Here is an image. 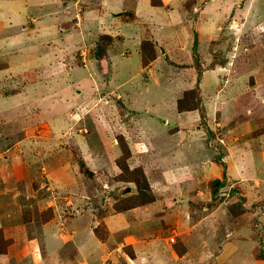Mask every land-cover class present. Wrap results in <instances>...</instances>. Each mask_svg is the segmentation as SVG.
Masks as SVG:
<instances>
[{
  "label": "crops",
  "instance_id": "crops-1",
  "mask_svg": "<svg viewBox=\"0 0 264 264\" xmlns=\"http://www.w3.org/2000/svg\"><path fill=\"white\" fill-rule=\"evenodd\" d=\"M4 1L6 0H0V53L5 51L16 56H13V61L7 65H2L0 72L10 71L14 67L11 64H18L20 71L5 80L10 87L5 90L0 89V98L2 95L8 96L18 92L27 93L28 86L32 85L38 89L40 86L38 79H28V70L37 61L38 66L34 68L39 70L43 77L47 75L48 70L52 68L55 70L56 62L50 65L49 61L46 62L44 59L48 53H52L54 47L55 49L59 47L58 42L62 47L61 39L63 35L68 34V28L72 26L77 33L87 30L86 33L92 34L97 30L100 36L96 45L103 35L112 38L104 45V64L108 68L107 74L102 73L98 60L93 56L94 63L103 76L105 87L124 88L122 95L119 94V98L115 99L114 105H104L109 115L113 112L111 109L115 108L125 109L126 112L132 111L134 119L143 126L145 132L151 134L142 119L150 116L147 115L149 110H157L155 98L157 102L160 98L170 99L175 114L172 115L174 125L167 126L169 128L166 129L167 141L162 136L152 134L150 138L152 155L141 152L134 157L139 158L140 155L149 157L145 173L153 194L156 195L155 201L128 211L105 215L102 221L109 231V238L106 240L100 241L88 227L81 231L78 228L74 234L70 233L69 239L80 253L77 258H85L87 264H93L104 257L121 259L119 250L131 245L135 256L134 259L128 257L134 261V264H212L207 263L209 259L217 261V264H228L231 261L237 264H264V236L261 237V232L264 231V227H261L263 223L259 219V226L256 228L251 222L256 215L260 217L262 212L258 209L249 210L248 202L243 200L239 203L234 201L236 203L232 202L230 205H227L226 200L216 201V195H213L212 189L208 186L213 177L221 176V172H217L218 162L221 160L229 164V173L226 177L235 184L245 182L246 176L251 178L253 171L260 174L262 171L264 175L262 168L264 149L260 152L252 146L254 145L252 124L256 117L254 100L249 98L254 89L262 88L261 91L264 92V65L263 75L260 78L257 76L254 84L252 78L245 75L227 79L222 88L217 86L223 85V79L220 78L223 72L216 68H207L205 64L201 65V68H204L201 71L200 67H197L199 58L200 63L208 58L207 55L203 57L207 54L203 48L206 50L209 45L220 46L218 41L220 37L240 36L241 30L247 32L244 28L224 29L228 21L233 26L239 24L241 16L242 20L245 18L247 21L249 17L247 6V11L244 12L242 8L239 10L238 5L232 9L233 11H229L231 3H213L214 0H161L160 6H154L152 0H135L132 4H126L123 0H58L60 10L54 12L44 10L47 16L39 17L38 11L44 8V1L41 2L40 8L31 7L30 3L35 0H23L22 3L19 0ZM68 1L69 5L66 3ZM213 13H215L214 17ZM68 14H70V22H65V17H69ZM85 17L86 20L83 21ZM21 18H27L28 22L19 25L18 19L21 23L24 22ZM214 23L217 24L215 28ZM5 30L8 31L3 35ZM48 34L58 35L60 39L49 41ZM145 39L154 40L157 49L160 50V55L147 66L143 64L141 49ZM41 53L44 54L43 57ZM2 54L4 53H1L0 57L3 56ZM136 54L140 56V67H133ZM138 59L137 56L136 60ZM26 61L27 70L23 68V65L26 66ZM86 68L88 69V66ZM137 75L140 78L136 80ZM90 77H93V74ZM139 79H142L143 83L146 82V97L130 95ZM197 84L200 86L201 105L205 107L206 112L200 108L179 111L178 100L182 98L181 95L195 88ZM46 85L47 82L44 80L43 86ZM209 85H213L216 90L213 101H211V93L208 92V89L212 90L208 88ZM245 86L248 89L243 90ZM108 92L103 94V100L110 99ZM239 96L245 99L241 100L240 111L236 104L240 100ZM246 101L248 103L244 105ZM207 104L210 105L209 110L206 109ZM259 104L261 102L258 101ZM205 117L206 120L211 117L213 125L211 121L209 124L202 119ZM50 118V122L43 125V128L48 127L49 133L55 134L57 130L60 131V123H57L56 115ZM168 120L161 121L166 125ZM228 120L230 124L227 123ZM30 121L36 122L27 118L22 126L26 135L18 144L21 143L25 149L38 150L41 148L40 144L45 142L41 141L42 136L37 135L35 130L42 126L40 123L26 125ZM144 122L145 124L149 122L154 128L152 121L146 118ZM224 128L232 129L231 139L229 138L231 143L225 142L227 137L224 139L222 135H218ZM30 130L34 132L30 133ZM155 130L154 128L153 131ZM196 133L208 134L205 143L203 136H196ZM262 137L264 144V136ZM208 138L210 141L220 139L221 143L228 145L225 148L226 152L214 159L212 155L214 150H210L208 154L210 159L204 154L201 157L199 154L201 149L196 147L207 148ZM138 144V139H135V148ZM134 145L130 147L133 149ZM167 145L171 147L169 151L160 149V146ZM17 147V144L12 147L8 144L7 147L0 148V190L4 191H0V228H3L7 235L10 233V237H18L20 232L25 231L26 234V229L30 230V244L39 249V254H42L41 259L45 260L43 247H46L47 243L51 249H54L51 254H55L57 245L63 246L65 243L62 240L61 224L71 228L78 225H75V220L63 222L58 214H53L46 221L43 220L44 222L38 221L37 217H33L31 221L25 220L24 213L34 211V205H31L33 200H30V203L26 202L24 196L29 193L30 180L35 181L37 178L43 183L44 188L49 185L48 190L56 186L78 188V183H73L78 181L75 172L79 163L73 160L64 163L53 158L47 162L34 164L30 157H10L7 154ZM86 157L89 158L87 155ZM83 159L87 167L91 165L85 157ZM133 160L135 162L136 159ZM103 161L109 166L108 160L103 158ZM33 164L35 167L32 168ZM41 164L45 166L43 170H40ZM256 164L260 166L255 167ZM10 165L12 166L9 169ZM212 170L214 176L213 173L210 174ZM3 181L7 183L2 186ZM47 181L50 183L48 184ZM234 194L238 195L237 192ZM42 203H48L49 207H52L49 199H43ZM231 205H234L233 210ZM235 216L240 217L235 218ZM35 228L37 231H34ZM38 230H41V233ZM172 238L174 241L171 240ZM33 246L25 243L26 251H23V257L30 252L34 254L33 256L37 255L32 250ZM117 263L120 264V261Z\"/></svg>",
  "mask_w": 264,
  "mask_h": 264
},
{
  "label": "rangeland",
  "instance_id": "rangeland-1",
  "mask_svg": "<svg viewBox=\"0 0 264 264\" xmlns=\"http://www.w3.org/2000/svg\"><path fill=\"white\" fill-rule=\"evenodd\" d=\"M9 1L12 0H6L4 2ZM19 1L21 3L23 2V0ZM43 1L44 8L39 9V17L47 16V13L44 10L48 12H54L55 10L61 9L59 7V3H57L58 0H35L34 2L30 3L31 7L40 8V4ZM123 1H125L126 4H132L135 0ZM214 2L219 4L231 3V9H229V11H231L236 5H238L239 10L242 8L244 12L249 10V17H247V21L245 18L242 20L243 17L241 16L240 20L238 21L239 24L233 26L230 25V22L228 21L224 25V29L244 28V30H247V32L241 30L240 36L228 35L222 38L220 37L218 39L219 43L221 44L220 46L217 47L216 45L215 47H210L209 45L206 50L203 48L204 52L207 53L204 54L203 57L205 58L207 55L208 58L203 60L202 63H200L201 61L199 58V66L197 67H200L199 70L201 71V69H204L201 68V65L205 64L207 68L212 67L216 68L220 72H223V74L220 76V78L223 79V85L217 86L218 88L224 87L227 79L231 77H242L245 75L250 76L254 84L256 77L258 76L260 78L263 75L264 0H214L213 3ZM66 3L69 5V1ZM227 5L228 4H226V7H228ZM246 6L248 8L247 10ZM56 7H58V9H56ZM68 8L67 10H69ZM6 13L9 12L6 11ZM68 15L69 17H65V22H70V14ZM212 15L214 17L215 13ZM21 19L24 21L21 23V20L18 19V24L21 26L28 22L27 18ZM85 20L86 17L83 21ZM82 24L83 22L81 25ZM216 25L217 24L214 23V28ZM81 28H83V26ZM214 28L213 30H215ZM7 31L8 30H5L3 35H5V32ZM86 31L82 33L81 31H78L77 33L75 28L72 26L68 28V34L63 35V38L60 42L62 47L58 42L57 46L59 47L56 49L54 47L52 49V53H48L44 59L46 62L49 61L48 64L50 63V65H53V63L56 62V69L54 70L52 68L51 70H48L45 77H43L41 72H38L39 70L34 68L35 66H38V61L31 66V68L28 70V79H38L37 82L38 85H40L38 89L32 85L28 86L27 93L18 92L8 96L2 95L0 98V148H5L8 146V144L11 147L15 144L18 145L17 148L7 152L10 157L27 156L34 161V164H37L38 162H47V160L53 158V160L57 158L64 163L72 160L79 163V167L77 166V172H75L78 181L73 183H78V188L75 186L55 187V185H53L55 188L48 190L47 187L49 185L44 188L43 183L37 180L39 178H37L35 181L32 179L30 180L29 193L24 196V200H26V202L28 201V203H30V200H33L31 205H34V211H26L24 213L25 220L29 221L30 219L31 221L33 217H37L38 221H46V219L53 216V214H58L63 222H73V220H75V225L78 226H73V228H71L70 226L65 227L63 224H61L63 227L62 240L65 243L63 246L57 245L55 254H51L54 252V249H51L47 243L46 247H43L44 254L46 255L44 256L45 260L41 259L42 254H39V249L37 250L35 246L30 244V230L26 229V234L25 231L23 233L20 232L18 237H10V233L7 235L6 231L3 228H0L3 238H6L5 240H9L7 253L0 255V264H87V260L85 258H77L80 253L72 244V240L69 239L70 233L74 234L78 231V228L79 231H81L88 227L91 232H94L95 237L100 241L109 238L108 228L106 227L104 221H102V218L105 215L117 213L116 204H120L125 198H134V196L138 194L136 183L126 181L127 179L118 180V177L122 171L118 166V159L121 158L120 160L122 162L126 159L127 165H129L131 169L143 168L145 171V166L149 162V157L147 155H140L139 158L134 157L139 155L141 152L152 155V152L150 151V138H152L151 135L153 134L162 136L167 141L168 132L166 129L174 125L172 115L175 116V114L173 112L172 106L170 105L171 101L170 99L168 100L166 95L165 98H167V100L160 98L157 102V99L155 98V106L157 110H149L147 115L150 116L144 117L142 119L144 125L147 126L151 134L145 132L143 126L134 119L132 111L126 112L124 111L125 109L122 110L121 108H115L111 109L113 112H111L112 114L109 115V111L104 109V105H114L116 103L115 99L119 98V94L122 95L121 93H123L124 88L121 87V89H118L116 86H113L108 89L105 87L106 85H104L105 82H103V76L100 75L99 70L94 63L95 60L92 53V50L94 46H96L100 35L98 32H96L97 30L94 33L92 32V34H88ZM44 38L46 39V32H44ZM56 39H60L58 35L48 34L49 41ZM157 51L159 56L160 50L157 49ZM1 53L4 54H2L3 56L0 57V67L13 61V56H16L10 52L5 53V51H3ZM36 54H38V52ZM41 55L42 57L44 56L42 53ZM137 56L139 57L138 60H136ZM27 63L28 62L26 61L25 65ZM134 63L135 65H133V67H140L141 60L139 54H136ZM11 65L14 67L10 71L0 72V89H8L10 86L5 80L13 75L15 76L14 73L20 71L18 64ZM87 66L88 69L86 68ZM23 68L27 70L28 66L23 65ZM137 69L140 70L139 68ZM203 71L204 70H202V72ZM90 72L93 74V77H90V75H92ZM133 72L136 73V70L133 69ZM39 74L40 77H38ZM138 78H140V76L137 75L136 80ZM44 80L47 82L46 86H43ZM148 85L150 86V84ZM56 87L57 89H55ZM208 88H212V90L208 89V92L211 93L210 97L211 101H213L216 90L213 85H209ZM246 88L247 87L245 86L243 90H246ZM193 89L196 93L191 94L190 96L194 99V101H197L196 103L199 104V84H197ZM261 89L262 88L254 89V92H252L249 97L254 100V112L256 117L252 124V128H254L252 132V138L254 137L252 144L254 143V145L252 146H255V149L259 150L260 152L264 149V144L262 143V136H264V92H262ZM57 90L58 92H56ZM107 92L109 93L110 99L103 100V94ZM130 95L146 97V82L144 81L143 83L142 79H139V82L134 86ZM183 96L184 94L181 95V97ZM239 99L240 100L236 103L238 111L241 110L242 101L245 100L243 96H239ZM211 101H209V103H211ZM258 101L261 102V104L258 105ZM247 103L248 102L246 101L244 105ZM107 107L112 108V106ZM199 108L204 109L205 107L203 108L200 103ZM206 109H210L209 104H207ZM140 110L143 111V109ZM55 115L57 117V123H60V131L57 130L54 132L55 134H51L48 131V127L43 128V125H47V122H50V117H54ZM206 117L202 119H205L206 123L210 124L212 118L210 117V119L206 120ZM27 118L32 120L34 119L36 122L34 123V121H30V123H27L26 125H38V123H40L42 126L38 130H35L37 135L42 136L43 139L41 141L45 142L40 144L41 148L38 150H32L31 148L25 149L21 143L18 144L20 139L26 135V132L23 131L22 126L24 125ZM146 118L149 121H152L151 124L156 129L155 131H153L154 128L151 127L149 122L145 124L144 120ZM162 119H169L168 123L165 125L161 121ZM21 120H23V122ZM227 123H229V120ZM211 124L213 125L212 121ZM33 132L34 130H30V133ZM120 134L125 137L130 148L129 156L128 154L123 155L122 146L118 141V136ZM218 135H222L224 139L227 137V141L225 140V142L228 143L229 141V143H231V128H228V130L224 128ZM196 136H203V142L205 143V137L207 138L208 134L203 135L202 133H196ZM135 139H138L139 142L137 148H135L134 145ZM208 139L207 140L209 142L207 143V148L203 147L202 149L198 146H195L196 148L201 149L199 151L201 152L199 153L201 157H203L204 154L207 155L208 159H210V156L208 155L210 150H214V152H212L214 159L226 152L225 148H227L228 145L225 146L223 143H221L222 141L219 138L218 139L221 142L219 140L210 141V138ZM131 145H134L133 149L130 147ZM161 148H163L164 151H169L171 147L167 145L160 146V149ZM86 155L89 156V158H87ZM84 157L88 160V162L91 163L92 169L91 165H88L87 167L85 161L83 162ZM1 158L3 159V155ZM103 158L104 160H108L107 162L110 163L109 166L105 163V161H103ZM133 159H136L135 162H138L135 164ZM34 164L32 165V168L35 167ZM11 166L12 165L9 166V169ZM39 166H41L40 170H43L42 168L44 165L41 164ZM45 166H47V163H45ZM258 166L260 165L256 164L255 167ZM38 167L35 169L37 170ZM262 168L264 169V164ZM218 171L221 172V176L219 175L220 177H213V179L209 181L208 185L211 188V182L216 179H219L221 182L218 184L219 188L215 196V200H219L220 202L226 200L228 202L227 205H230L234 201H237L238 203L242 200L244 202L247 201L250 208L249 210L258 209L259 212H262L260 217L256 215L251 220V222L257 228L259 226L258 220L261 219V222L263 223L261 227H264V219H262L264 216L263 172L261 171L260 174L259 172L253 171L251 178L246 176L247 180H245V182L242 181V184H235V182L233 183L226 177V174L229 173V164L227 162L225 163L222 160L218 162L217 172ZM212 173L213 170L210 174ZM127 174L128 173H126V175ZM214 175L215 173H213L212 176ZM6 183L7 181H3L2 186ZM47 183L49 184L50 181H47ZM126 187H130L131 190L124 194L123 190ZM3 189H5V187ZM149 190L151 193H153L152 189ZM236 192L238 195L234 194ZM153 195V201H155L156 195ZM41 199L51 200L52 207H49L48 203H42ZM144 200L145 199L140 198L135 202V204H141V202H144ZM21 205L24 204L22 203ZM236 217L239 218L240 216H235V218ZM34 231H37V228H35ZM38 232L41 233V230H38ZM263 232L264 231L261 232V237L264 236ZM15 238L17 239L16 241ZM45 242L46 241H44V243ZM25 243L33 246L32 250L37 253L36 256H33L34 254L30 252L29 255H25L23 257V251H26ZM119 253L121 255V259L119 257H113L109 259L104 257V259L97 260V263L95 262L93 264H118L117 261H120V264H134V261L129 259V257L134 259L135 256L131 245L124 246L119 250ZM207 263L217 264V261L209 259L207 260ZM228 264L237 263L235 261H231Z\"/></svg>",
  "mask_w": 264,
  "mask_h": 264
},
{
  "label": "trees",
  "instance_id": "trees-1",
  "mask_svg": "<svg viewBox=\"0 0 264 264\" xmlns=\"http://www.w3.org/2000/svg\"><path fill=\"white\" fill-rule=\"evenodd\" d=\"M152 4L154 6H160L162 4L161 0H152ZM112 38L108 35H103L101 36V41L98 42L96 47H94L92 53L94 58H96L99 62L100 70L102 73L104 72L105 74L108 73V68H106L104 64V45L108 43L109 40ZM142 58H143V64L144 66H147L155 60L158 57V51L156 47V43L152 39H145L142 42ZM196 93L194 89H189L184 92V96L178 100V110L179 111H190V110H196L199 108V104L201 103V97L200 94H198V101L199 104L196 103L197 101H194V99L190 96L191 94ZM118 141L120 145L122 146V152L123 155L130 153V148L126 142V139L123 135L118 136ZM121 158L118 159V166L121 168V173L118 177V180H125L134 182L137 185L138 189V194L134 196V198H125L121 201L120 204H116L117 206V212H124L129 209H132L136 206H140L143 204H148L154 200V195L153 193L150 192L149 189H151L149 180L147 178V175L142 168H134L131 169L129 165H127L126 159L125 161H121ZM126 173H128L126 175ZM221 183L220 180H214L211 182V188H212V193L215 196L218 192V184ZM150 196V197H149ZM153 197V198H152ZM140 198L145 199L144 202H141V204H135L136 201H138ZM235 205V204H234ZM234 205H231V209L233 210ZM6 239V238H5ZM2 236V233L0 232V255L1 254H6L7 253V247L9 244V240H5Z\"/></svg>",
  "mask_w": 264,
  "mask_h": 264
},
{
  "label": "water",
  "instance_id": "water-1",
  "mask_svg": "<svg viewBox=\"0 0 264 264\" xmlns=\"http://www.w3.org/2000/svg\"><path fill=\"white\" fill-rule=\"evenodd\" d=\"M124 190H125V191H124ZM124 190H123V192H124V194H125L126 192L130 191L131 188H130V187H126Z\"/></svg>",
  "mask_w": 264,
  "mask_h": 264
},
{
  "label": "clouds",
  "instance_id": "clouds-1",
  "mask_svg": "<svg viewBox=\"0 0 264 264\" xmlns=\"http://www.w3.org/2000/svg\"><path fill=\"white\" fill-rule=\"evenodd\" d=\"M172 239H174V238H172ZM172 239H171V240H172ZM172 241H174V240H172Z\"/></svg>",
  "mask_w": 264,
  "mask_h": 264
},
{
  "label": "built area",
  "instance_id": "built-area-1",
  "mask_svg": "<svg viewBox=\"0 0 264 264\" xmlns=\"http://www.w3.org/2000/svg\"><path fill=\"white\" fill-rule=\"evenodd\" d=\"M172 240H174V239H172Z\"/></svg>",
  "mask_w": 264,
  "mask_h": 264
}]
</instances>
